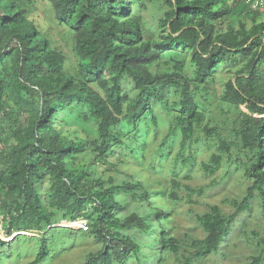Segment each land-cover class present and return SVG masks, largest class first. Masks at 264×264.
Wrapping results in <instances>:
<instances>
[{"label": "rangeland", "instance_id": "374dc122", "mask_svg": "<svg viewBox=\"0 0 264 264\" xmlns=\"http://www.w3.org/2000/svg\"><path fill=\"white\" fill-rule=\"evenodd\" d=\"M91 1L108 10L104 0ZM227 1L230 0H182L181 5L189 9L177 10V14L183 25L198 26L213 37L229 32L237 33V37L239 32H252L263 23L261 7L251 11L246 0H240L238 7L232 5L227 17L220 16L217 13ZM172 8L170 0H131L129 16L137 20L143 33L132 52L145 47L148 51L158 47L162 50L156 59L136 65L153 74L180 77L168 86L165 98H152L149 110L135 120L128 116V105L137 90L128 75L121 78L127 100L112 130L114 141L103 158L98 152L102 139L97 121L86 105L74 102L68 108L57 109L48 122L61 137L83 143L79 151L65 160L68 169L84 172V180L100 181V186L94 184L95 190L125 187L114 195L113 219L127 225L116 229L137 250H130L123 260L111 254L107 262L99 259L98 264H185L194 251L192 242L206 236L200 218L214 207L223 216L235 214L255 182L248 173L252 153L243 147L236 131L244 114L259 115L250 112L248 101L236 104L226 97L230 95L229 81L235 82L237 74H246L252 63L264 86V59L253 62L254 48L226 53L218 57V65L208 80L197 84L198 67L193 51L167 45ZM16 9L22 12L25 22L47 39L50 48L62 55V72L82 81L80 58L75 50L76 34L59 22L57 0H19ZM114 15L125 19L119 12ZM113 76L112 71L104 75L108 81ZM17 80L14 56L1 59L0 81L5 88L0 112V196L8 199L9 207L0 209V241L6 242L0 244V264H31L39 252L41 238L46 239L48 255L39 264H85L91 256L101 258L108 245L95 226L99 213L95 204L89 201L74 214L76 221L81 220L82 226H87L86 230L81 225L61 222L62 212L50 196L53 171L45 166L39 154H31L27 161L39 172L35 184L42 205L55 215L52 222H59L44 232L13 230L9 237L3 234L4 227L23 218L24 198L9 186L17 180L18 160L25 147L30 150L32 140L26 138V131L33 124V111L40 104L38 94L20 90ZM90 87L104 96L99 85ZM184 89L189 90L201 114L192 137L186 141L177 124L178 102ZM18 98L24 102L26 112H21L20 105L13 102ZM216 155L220 157L219 166L215 172L207 173L203 167ZM263 238V204L259 192L254 190L249 207L236 214L217 251L192 264H245L262 251ZM169 239L178 245L177 252L170 248Z\"/></svg>", "mask_w": 264, "mask_h": 264}, {"label": "trees", "instance_id": "16d2710c", "mask_svg": "<svg viewBox=\"0 0 264 264\" xmlns=\"http://www.w3.org/2000/svg\"><path fill=\"white\" fill-rule=\"evenodd\" d=\"M18 1L0 0V60L14 56L20 90L37 93L40 104L39 108L33 111V124L26 131V138L32 140L30 150L25 147L22 157L18 160L17 180L9 186V189L17 191L24 198L21 206L23 218L4 227L3 234L9 237L13 230L44 232L48 226L59 222H52L55 215L47 212L42 205L35 184L39 172L27 161L31 154H39L43 157L45 166L53 171L50 196L62 212L61 222L76 221L74 214L82 210L89 201L95 204L99 212L95 226L106 239L108 248L102 251L101 258L91 256L85 264H98L99 259L107 262L111 254L115 255L116 259L123 260L130 250H137L135 244L123 238L116 229L127 225L113 219L114 195L125 187L112 186L95 190L94 184L100 186V181L84 180V172L68 169L65 160L79 151L83 143H74L61 137L56 130L48 126V122L57 109L68 108L74 102L86 105L97 121L102 139L98 152L103 158L114 141L112 130L117 125L127 100L121 86V78L128 75L137 90V95L128 105V116L135 120L145 110H149L152 98H165L168 86L180 76L153 74L146 67L136 65V62L156 59L162 50L158 47L148 51L145 47L142 51L132 52V47L143 38V33L137 20L129 16L131 0H104V3H107V11L100 9L91 0H57L59 22L69 26L76 34L75 50L80 58L79 75L82 81H76L62 72V55L50 48L47 39L41 36L32 24L24 21L22 12L16 9ZM170 1L173 8L169 13L170 21L167 25L170 39L167 45L193 51L198 67L195 76L197 84L208 80L218 65V57L226 53L245 52L254 48L253 62L257 58L264 59V21L252 32L243 30L237 37L234 32L213 37L198 26L183 25L177 10L182 11L189 7L181 5L182 0ZM239 3L240 0L234 6L238 7ZM231 11L232 6L224 4L217 14L227 17ZM115 12H119L125 19L114 15ZM107 71L114 72L110 81L104 77ZM91 84L99 85L104 91V96L90 87ZM4 88L0 81V112ZM229 88L230 95L226 97L228 101L236 104L248 101L250 112L259 115L254 117L244 114L243 123L236 131L243 147L252 153L248 173L255 182L248 188L235 214L223 216L217 207H214L211 212L200 218L206 236L192 242L194 251L188 256L185 264H192L194 260L217 251L221 241L229 233L236 214L249 207L254 190L260 194L264 215V86L255 74L253 63L249 65L246 74H237L235 82L229 81ZM13 102L16 106L20 105L21 112H26L22 99H13ZM177 111V124L186 141L192 137L195 125L201 118L189 90L184 89L180 93ZM219 162L220 157L213 156L210 163L203 168L207 173H213L217 170ZM8 207V199L0 196V209L7 210ZM138 221L143 224L142 219L139 218ZM39 242V252L31 264L42 263L47 258L46 239L41 238ZM0 244L6 242L0 241ZM168 244L172 250L178 251V245L172 239H169ZM263 252L264 238L262 251L252 256L245 264H263Z\"/></svg>", "mask_w": 264, "mask_h": 264}, {"label": "built area", "instance_id": "2783aa9c", "mask_svg": "<svg viewBox=\"0 0 264 264\" xmlns=\"http://www.w3.org/2000/svg\"><path fill=\"white\" fill-rule=\"evenodd\" d=\"M247 4L249 5L250 9L255 11V10H258L261 5H262V2L260 0H246ZM69 224L71 225H81L80 227H83V222L81 220L79 221H73V222H70ZM67 224V225H69ZM83 229H87V226H84Z\"/></svg>", "mask_w": 264, "mask_h": 264}, {"label": "crops", "instance_id": "0c3cea01", "mask_svg": "<svg viewBox=\"0 0 264 264\" xmlns=\"http://www.w3.org/2000/svg\"><path fill=\"white\" fill-rule=\"evenodd\" d=\"M238 1V0H237ZM237 1L235 0H230V1H227L228 5H235V3H237ZM262 2V6L260 8V12L264 14V0H260ZM241 3V2H240ZM240 3L238 4V6L240 5ZM264 17V15H263ZM264 20V19H263Z\"/></svg>", "mask_w": 264, "mask_h": 264}]
</instances>
